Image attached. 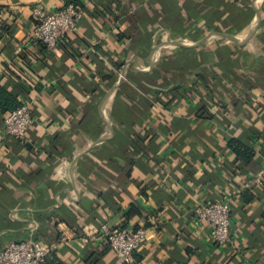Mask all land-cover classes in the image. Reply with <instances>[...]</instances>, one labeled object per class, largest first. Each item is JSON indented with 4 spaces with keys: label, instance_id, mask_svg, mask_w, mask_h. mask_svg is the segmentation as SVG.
Wrapping results in <instances>:
<instances>
[{
    "label": "crops",
    "instance_id": "1",
    "mask_svg": "<svg viewBox=\"0 0 264 264\" xmlns=\"http://www.w3.org/2000/svg\"><path fill=\"white\" fill-rule=\"evenodd\" d=\"M70 4L78 30L46 50L35 10ZM0 91L34 113L22 140L0 109V249L35 238L53 247L44 264H264V0H0ZM218 200L234 247L197 219ZM122 226L148 231L131 263L105 233Z\"/></svg>",
    "mask_w": 264,
    "mask_h": 264
},
{
    "label": "built area",
    "instance_id": "2",
    "mask_svg": "<svg viewBox=\"0 0 264 264\" xmlns=\"http://www.w3.org/2000/svg\"><path fill=\"white\" fill-rule=\"evenodd\" d=\"M36 24L33 39L44 44L47 50H55L61 42L74 34L84 18L83 11L70 4L55 12L35 10ZM34 124L31 104H23L13 110L5 119V133L17 139H25ZM256 183L264 186V168L257 174ZM197 219L211 229V237L218 244L234 247L235 235L231 222V207L224 200L201 203L195 210ZM110 246L117 257L126 263L134 262L135 252L147 239L145 227H121L105 229ZM53 247L35 238L12 241L0 249V264H44Z\"/></svg>",
    "mask_w": 264,
    "mask_h": 264
},
{
    "label": "trees",
    "instance_id": "3",
    "mask_svg": "<svg viewBox=\"0 0 264 264\" xmlns=\"http://www.w3.org/2000/svg\"><path fill=\"white\" fill-rule=\"evenodd\" d=\"M74 5L78 10L80 11H83L82 9L78 8V6L76 4H72ZM42 46L45 47V49L47 50L46 46L44 44H41ZM5 100L6 101V104L3 103ZM23 104L22 103H19L17 100H15L14 98H12L8 93H4L2 91H0V109H1V112L3 113H6L8 112L9 114L21 107ZM14 138V137H13ZM234 145V149L235 151L237 152L238 155H243L245 154L246 152H248V150L244 147H242V145H238V143H233L232 146ZM122 227H126V226H122Z\"/></svg>",
    "mask_w": 264,
    "mask_h": 264
}]
</instances>
